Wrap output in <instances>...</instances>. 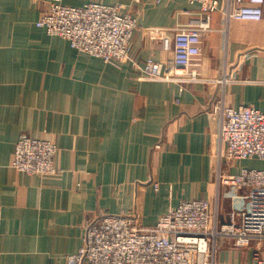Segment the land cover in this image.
Returning <instances> with one entry per match:
<instances>
[{
    "label": "crops",
    "instance_id": "1",
    "mask_svg": "<svg viewBox=\"0 0 264 264\" xmlns=\"http://www.w3.org/2000/svg\"><path fill=\"white\" fill-rule=\"evenodd\" d=\"M48 1L0 0V264H66L104 216L151 228L180 201L213 204L218 173L253 160L224 159L210 80L226 75L228 106L264 109V5L261 20L244 21L227 18L226 0H215L196 67L202 81L175 84L147 80L141 69L148 58L172 65L174 35L199 20L198 4L61 0L132 13L131 57L114 66L36 26ZM24 132L57 146L55 174L11 167ZM228 211L219 199L218 218ZM214 249V264H253L256 244L236 248L221 236Z\"/></svg>",
    "mask_w": 264,
    "mask_h": 264
},
{
    "label": "built area",
    "instance_id": "2",
    "mask_svg": "<svg viewBox=\"0 0 264 264\" xmlns=\"http://www.w3.org/2000/svg\"><path fill=\"white\" fill-rule=\"evenodd\" d=\"M185 1L199 5V20L175 33L172 65L145 60L141 70L147 80L175 84L202 81L196 67L204 36L211 28L215 0ZM263 5L264 0H226L224 13L235 20L259 21ZM36 26L49 36L66 40L79 53L118 66L131 57L137 22L120 4L92 1L71 6L49 0ZM210 81L218 85L209 111L219 119L224 159L228 163L257 160L264 165V109L228 106L224 99L226 75ZM56 152L53 142L24 132L14 146L11 167L28 175L55 174ZM217 176L214 208L207 199L183 200L151 228L136 226L132 217H101L86 229L82 246L67 257L66 264H214L215 240L221 236L231 238L236 248L255 243L253 264H264V169L240 167L234 174ZM221 198L229 202L225 220L217 214Z\"/></svg>",
    "mask_w": 264,
    "mask_h": 264
},
{
    "label": "rangeland",
    "instance_id": "3",
    "mask_svg": "<svg viewBox=\"0 0 264 264\" xmlns=\"http://www.w3.org/2000/svg\"><path fill=\"white\" fill-rule=\"evenodd\" d=\"M242 165L243 166H248V167L263 168L264 169V165L261 162L257 161V160L249 161V162H243Z\"/></svg>",
    "mask_w": 264,
    "mask_h": 264
}]
</instances>
